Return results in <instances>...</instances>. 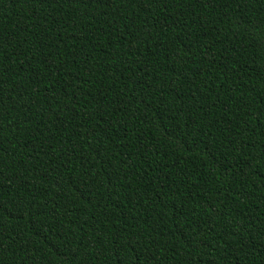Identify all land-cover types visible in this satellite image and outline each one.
<instances>
[{
  "label": "trees",
  "instance_id": "trees-1",
  "mask_svg": "<svg viewBox=\"0 0 264 264\" xmlns=\"http://www.w3.org/2000/svg\"><path fill=\"white\" fill-rule=\"evenodd\" d=\"M0 264H264V0H0Z\"/></svg>",
  "mask_w": 264,
  "mask_h": 264
}]
</instances>
